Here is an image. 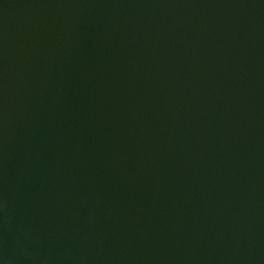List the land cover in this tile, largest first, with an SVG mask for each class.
Returning <instances> with one entry per match:
<instances>
[{"label": "water", "instance_id": "95a60500", "mask_svg": "<svg viewBox=\"0 0 264 264\" xmlns=\"http://www.w3.org/2000/svg\"><path fill=\"white\" fill-rule=\"evenodd\" d=\"M0 264H264V0H0Z\"/></svg>", "mask_w": 264, "mask_h": 264}]
</instances>
